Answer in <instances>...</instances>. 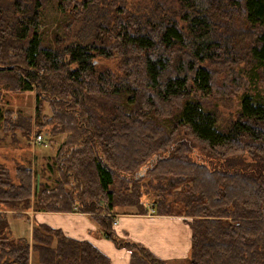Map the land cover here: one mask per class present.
<instances>
[{
  "label": "trees",
  "instance_id": "obj_1",
  "mask_svg": "<svg viewBox=\"0 0 264 264\" xmlns=\"http://www.w3.org/2000/svg\"><path fill=\"white\" fill-rule=\"evenodd\" d=\"M46 1L0 0V103L36 93L34 117L0 108V131L65 136L41 172L0 163V264H112L47 223L17 238L29 211L91 216L129 264H168L119 236L115 209L190 219L185 264H264V101L221 108L248 88L237 67L264 72V0H62L74 27L55 49Z\"/></svg>",
  "mask_w": 264,
  "mask_h": 264
},
{
  "label": "rangeland",
  "instance_id": "obj_2",
  "mask_svg": "<svg viewBox=\"0 0 264 264\" xmlns=\"http://www.w3.org/2000/svg\"><path fill=\"white\" fill-rule=\"evenodd\" d=\"M46 2V7L42 10L39 35L45 47L49 49H55L58 39L62 41H68V39H70V32H73L74 27L73 25L71 26V28L69 27L72 22V15L64 13L61 10L60 6L62 4V0H47ZM119 62L120 60L118 58H112L107 60L105 64L109 65L115 70L119 66ZM236 69L239 70L244 78L248 80V88L246 90H243L241 94L237 95L233 99L232 107H221L223 112H225L228 116L237 115V112L240 110V100L244 94H249V96H256L264 101V72L260 71L259 80L257 81L255 78L251 79V70L248 69V67H245V64L244 66H239ZM254 70L255 69H253L252 72H255ZM35 96V92L18 93L4 91V99L0 103V108L1 110H4L5 108L12 109L15 113V120H18L23 114L26 116L31 115L32 117H34ZM45 130H50V128H46ZM37 131L38 128L33 123V136L31 141L25 138L22 132L21 133L23 135L20 132H17L16 135H7L0 131V163L7 166L10 169L12 175L16 174L15 171L17 166L27 164L28 158L31 159L33 171L39 170V172H41L42 169L44 170L47 163L46 161L55 155V148L58 146V143L62 142L65 139V136H60L59 138H57V136L52 137V139L57 142L55 144V147L43 145V143L41 145L34 144L35 138L36 136H38L36 135ZM43 140H45V136H43ZM39 177L36 180L37 182L39 181ZM43 178L46 179L45 176ZM43 178L41 180H43ZM29 213L33 214L34 212L29 211ZM27 220H18L14 217H11V227L14 236H16L17 238L26 237L29 233L28 227H32L34 224H37L36 217H34L33 220L31 218L28 221ZM156 225L158 228H161V232L166 233L162 234L164 237L172 239L171 231L170 233L167 230H165L166 232H164L162 230L163 226L160 223H156ZM121 230L122 229L119 228V231ZM117 250L126 253L125 250ZM169 264L185 263L184 259H182L170 261Z\"/></svg>",
  "mask_w": 264,
  "mask_h": 264
},
{
  "label": "crops",
  "instance_id": "obj_3",
  "mask_svg": "<svg viewBox=\"0 0 264 264\" xmlns=\"http://www.w3.org/2000/svg\"><path fill=\"white\" fill-rule=\"evenodd\" d=\"M113 214L116 216L115 228L119 236L128 233L129 238L143 244L157 257L167 261L168 264L170 261L182 259L185 263L186 259L189 258L191 247L190 219L159 217L153 212L147 216H141L133 209H115ZM27 215L32 220L36 217L37 223H47L53 228L62 229L70 237L91 242L111 259L112 264H129L130 253L126 250V253L118 251L113 243L104 237L102 229L91 216L77 212L33 214L28 212ZM156 223L163 226L164 232H166L165 230L169 233L171 231L172 239L164 237L162 234L166 233L161 232V228H158ZM119 228L122 230L119 231ZM31 230L32 227L29 226V233L26 237L32 243Z\"/></svg>",
  "mask_w": 264,
  "mask_h": 264
},
{
  "label": "built area",
  "instance_id": "obj_4",
  "mask_svg": "<svg viewBox=\"0 0 264 264\" xmlns=\"http://www.w3.org/2000/svg\"><path fill=\"white\" fill-rule=\"evenodd\" d=\"M43 136L42 135H38L36 136L35 138V141H34V144H38V145H41L43 143Z\"/></svg>",
  "mask_w": 264,
  "mask_h": 264
},
{
  "label": "bare ground",
  "instance_id": "obj_5",
  "mask_svg": "<svg viewBox=\"0 0 264 264\" xmlns=\"http://www.w3.org/2000/svg\"><path fill=\"white\" fill-rule=\"evenodd\" d=\"M168 18V17H167ZM234 184V183H233ZM243 184V183H242ZM249 190V189H248ZM249 194V193H248ZM254 199V198H253ZM49 257V256H48Z\"/></svg>",
  "mask_w": 264,
  "mask_h": 264
}]
</instances>
